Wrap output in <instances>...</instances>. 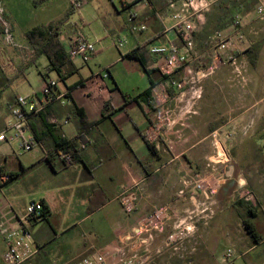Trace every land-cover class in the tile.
Wrapping results in <instances>:
<instances>
[{
  "label": "crops",
  "instance_id": "crops-1",
  "mask_svg": "<svg viewBox=\"0 0 264 264\" xmlns=\"http://www.w3.org/2000/svg\"><path fill=\"white\" fill-rule=\"evenodd\" d=\"M0 1L15 43L5 46L11 69L0 67L12 80L0 99V133L21 96L13 93L2 106L3 95L17 80H27L31 66L42 86L56 80L57 94H65L29 121L24 137L34 141L31 151L20 149L23 154L16 156L0 144V170L14 175L0 186V264L3 230L18 227L27 197L42 202L49 215L31 224L35 253L23 264H77L96 253L112 260L118 253L133 255L138 239L146 244L137 252V264H223L227 249L235 253L230 264H260L247 258L264 239L253 221L255 209L247 208L245 199L235 200V188L246 182L234 184L230 154L231 148L247 145L245 132L256 134L264 121V26L259 22L264 18L253 8L254 0H215L197 15L195 48L172 75L161 71L165 57L150 49L182 47L172 19L183 9L181 0H173L175 9L169 7L172 0ZM231 9L240 20L238 29L227 18ZM131 14L144 29L131 30ZM64 18L59 42L66 53L78 33L95 44L96 53L87 63L70 60L58 74L45 55H36L28 33ZM218 33L223 40L216 38ZM133 52L136 58L128 57ZM169 81L182 85L170 87ZM40 91L32 89L26 97ZM77 111L89 125L83 139ZM52 116L68 123L53 127ZM158 124V136L151 141L146 133ZM63 139L77 142L70 166L54 153ZM220 152L225 155L221 161ZM213 172L224 174L226 181L208 200L182 184ZM128 186L138 195L132 214H125L119 201ZM162 208L169 215L164 228L131 241L140 222ZM220 216L225 245L216 253L213 223ZM245 221L253 223L258 242ZM177 229L185 237L170 245Z\"/></svg>",
  "mask_w": 264,
  "mask_h": 264
},
{
  "label": "built area",
  "instance_id": "built-area-1",
  "mask_svg": "<svg viewBox=\"0 0 264 264\" xmlns=\"http://www.w3.org/2000/svg\"><path fill=\"white\" fill-rule=\"evenodd\" d=\"M183 9L173 14L174 30L177 33L181 43V48H168L165 46H154L150 49L152 54L163 55L165 63L161 67V71L165 75H172L175 70L183 68L189 61L191 54L195 48V18L197 15L208 10L209 6L215 0H181ZM169 7L175 9L176 1H170ZM257 13L260 18H264V0H259L257 6ZM135 15L131 14L128 21L131 25L133 32H138L145 27L143 25H135ZM236 22L240 20L236 17ZM218 40H223V36L218 33L216 35ZM228 40L220 44L219 48L225 50L227 48ZM13 46L14 36L10 23L5 17L3 5L0 1V67L3 71L11 69L10 60L5 54V46ZM96 53L95 44L89 41L83 34H75L69 43L68 56L70 60H82V62H89ZM108 75L106 74L105 77ZM170 87H181V83L169 81ZM58 82L56 80L48 79L44 82L41 91L38 95L31 97L18 96L15 105L12 108V119L4 131L0 133V144L11 143L13 141H20L19 147L23 151H31L34 147V141L25 139L24 134L28 128L29 121L34 115L39 114L46 107L58 101L63 95H58L56 92ZM159 106H163L162 99L157 100ZM49 123L53 127H59L62 124H67L68 121H60L56 117H50ZM160 124L152 127L146 136L149 140H153L158 136ZM12 132L11 136L8 133ZM86 144L81 143L79 148L84 149ZM55 155L59 157L65 166L72 164V155L63 150L54 151ZM49 156V154H48ZM221 157V156H220ZM223 157V156H222ZM221 158L218 160L221 161ZM213 164H216V162ZM10 181V173L0 170V186ZM226 177L221 173H209L206 175H197L191 179H184L183 185L191 187L193 190L202 194L208 200L217 190L225 183ZM134 186L126 187L119 197L120 205L125 214H132L137 207L138 195L133 190ZM182 197H185V191L180 192ZM241 199L250 200L251 196L248 191L241 194ZM43 203L40 201L30 202L25 212L18 218L17 228H7L3 230L5 252L3 254V264H23L28 261L35 253L33 245V236L30 231L32 223L42 219ZM167 220H169L168 212L165 209H158L145 217L136 228L135 233L130 238L131 241L140 238L143 234L161 231ZM185 235L181 230L169 237L168 243L173 245L179 240H182ZM146 241L138 239L134 247L136 252L133 255H126L118 253L114 259L110 260L106 255L93 254L91 256L81 259L77 264H137L138 263V250L145 246ZM235 256L232 249H227L224 255V262L230 263Z\"/></svg>",
  "mask_w": 264,
  "mask_h": 264
},
{
  "label": "rangeland",
  "instance_id": "rangeland-1",
  "mask_svg": "<svg viewBox=\"0 0 264 264\" xmlns=\"http://www.w3.org/2000/svg\"><path fill=\"white\" fill-rule=\"evenodd\" d=\"M259 3V0H254L252 3L253 8L256 11V7ZM250 9V7H249ZM255 11L252 13L255 14ZM231 26L235 29L240 28V23L236 22V15H229ZM262 22V26H264V20H259ZM221 31V30H217ZM230 37V36H229ZM44 60V58H43ZM264 69V67H263ZM107 74L106 70H103V74ZM42 88L41 76L35 66H31L27 73V80L19 79L17 80L12 89L5 92L3 95L2 106L7 102L8 97L13 95V93L17 95H21L26 97V95L33 89ZM167 89L169 87H166ZM263 94H264V77H263ZM5 130V129H4ZM2 130V131H4ZM246 144L243 147H236L230 149V154L232 156V166L234 167L233 180L236 186L239 185V181H245V185L241 187V189L235 188V200H240L241 194L246 191L249 192L251 199L246 203L247 208H254L257 213V218L254 221L256 228L263 236L264 239V121L262 127L256 132L254 135H249L250 131H246ZM12 132L8 133V136H11ZM257 139V140H256ZM6 146V150L11 152L13 155L19 156L22 155L23 152L20 150L19 144L20 141L16 140L11 143H4ZM258 144V145H255ZM218 156H223L224 154L220 152ZM21 158V157H20ZM218 160V159H217ZM27 201H32L31 198L27 197ZM29 201V203H30ZM28 203V204H29ZM222 217H218L214 220L213 223V231L216 236H214V248L216 253H222L225 245V241L223 240L222 231L220 228L222 226ZM226 252V251H225ZM225 255V253H224ZM248 260L252 262L259 260L262 264H264V244H262L258 249L251 252L247 256ZM224 260V256H223ZM224 262V261H223ZM260 263V264H261ZM223 264H230L224 262Z\"/></svg>",
  "mask_w": 264,
  "mask_h": 264
},
{
  "label": "trees",
  "instance_id": "trees-1",
  "mask_svg": "<svg viewBox=\"0 0 264 264\" xmlns=\"http://www.w3.org/2000/svg\"><path fill=\"white\" fill-rule=\"evenodd\" d=\"M230 14H234V11L231 9ZM229 20L231 18L227 17ZM66 18L59 21L55 25H50L47 28H36L28 33V37L31 40L36 55H45L50 63V68L52 71H56L58 74L61 73V68L64 67L66 64L69 63L70 58L62 45L59 42V34H60V27L64 23ZM130 58H136V53H131L128 55ZM145 67V66H144ZM147 69V68H146ZM148 75L150 74L149 70H147ZM12 80L7 78L4 73L0 69V99L2 97V94L5 90L9 89L10 82ZM151 86H153V81L150 80ZM79 122H80V128H79V137L81 139L84 138V136L88 133L89 125L86 122L85 118L79 114ZM76 143L75 140H67L63 139L61 140L58 149L64 148L65 152H68L72 155V163L75 162L76 158L74 153H76ZM150 146V145H148ZM14 178V175L10 173V181ZM9 181V182H10ZM8 183V182H7ZM43 211H42V219L47 221V217L49 215L48 210L43 204ZM253 218H256L255 216ZM244 226L249 233V235L252 237V239L256 242H258V235L254 228V225L252 222L245 221Z\"/></svg>",
  "mask_w": 264,
  "mask_h": 264
}]
</instances>
